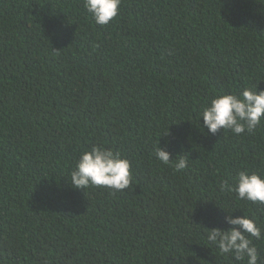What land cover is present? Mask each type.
Here are the masks:
<instances>
[{"label":"trees","instance_id":"16d2710c","mask_svg":"<svg viewBox=\"0 0 264 264\" xmlns=\"http://www.w3.org/2000/svg\"><path fill=\"white\" fill-rule=\"evenodd\" d=\"M256 88L264 0H122L106 26L84 0H0V264H246L205 228L244 214L264 235V205L218 188L264 175V120L212 135L200 113ZM96 145L130 161L129 189L71 186Z\"/></svg>","mask_w":264,"mask_h":264},{"label":"clouds","instance_id":"9594fccd","mask_svg":"<svg viewBox=\"0 0 264 264\" xmlns=\"http://www.w3.org/2000/svg\"><path fill=\"white\" fill-rule=\"evenodd\" d=\"M122 0H84V8L92 15L97 25L106 26L117 17ZM203 127L212 135L220 130L230 131L234 136L252 133L264 120V91L244 89L242 93H222L211 99L200 113ZM199 120V121H200ZM169 130L166 135L168 137ZM160 142V140H159ZM155 148V157L163 165H172L177 172L188 166V156L179 155V159H170L167 148ZM131 163L122 158L119 152L96 145L79 156L74 170L70 173V184L74 189L89 187L107 188L113 192L124 191L132 184ZM221 192H234L238 200L264 205V175L246 170L239 171L234 184L221 180L218 184ZM226 230L205 228L206 243L218 249L222 256H231L235 261L246 264H259L260 256L253 239H264L256 220L247 215L233 217L227 214Z\"/></svg>","mask_w":264,"mask_h":264}]
</instances>
